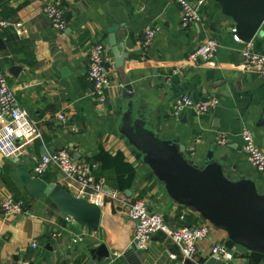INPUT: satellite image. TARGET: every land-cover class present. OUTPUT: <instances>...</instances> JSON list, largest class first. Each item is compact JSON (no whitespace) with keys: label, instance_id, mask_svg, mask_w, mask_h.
Instances as JSON below:
<instances>
[{"label":"crops","instance_id":"obj_1","mask_svg":"<svg viewBox=\"0 0 264 264\" xmlns=\"http://www.w3.org/2000/svg\"><path fill=\"white\" fill-rule=\"evenodd\" d=\"M53 2L64 11L67 26L62 31L54 29L43 13L44 6ZM199 13L196 26L182 28L176 0H0V21L22 26L21 34L13 26L0 32L4 46L0 68L17 106L38 123L41 133L22 149L16 164L0 154V203L12 196L25 211L14 218L0 212V264L21 260L29 264H129L130 258L139 264L182 261L179 248L162 233L152 237L147 250H137L134 221L123 205L109 198L100 206L101 218L94 230L66 216L49 196L31 197L17 178L16 167H24L34 177L40 157L59 149L92 165L95 179L103 180L126 203L143 200L151 211L163 215L169 227L208 224L210 237L198 245L194 262L186 264H203L214 245L225 244L227 232L175 202L143 155L120 133L121 119L129 108L133 121L143 122L159 140L183 146L195 166L203 167L212 152L227 178L251 180L264 195V179L246 162L239 136L243 128L250 130L255 145L264 152V79L246 69L241 56L244 44L234 40L235 22L221 7L209 0ZM153 28L157 32L144 47V34ZM262 28L252 40L258 53H264ZM110 35L117 54L109 45ZM208 38L219 43L215 57L172 75V69ZM96 43L107 48L110 85L104 104L96 101L87 79V53ZM127 84L133 88L131 99L120 94ZM182 95L198 103L215 98L218 105L204 115L186 109L174 117L172 106ZM58 113L65 122L56 120ZM222 137L225 145L218 143ZM39 179L47 184L54 181L56 187L74 194L55 168ZM76 238L80 241L75 242ZM103 249L107 258L100 257ZM232 253L234 264H256ZM259 264H264V258Z\"/></svg>","mask_w":264,"mask_h":264},{"label":"built area","instance_id":"obj_2","mask_svg":"<svg viewBox=\"0 0 264 264\" xmlns=\"http://www.w3.org/2000/svg\"><path fill=\"white\" fill-rule=\"evenodd\" d=\"M209 0H176L181 14L180 25L182 28L196 26L200 21L199 10ZM43 13L50 19L52 27L62 31L67 26L64 11L59 4L53 2L46 4ZM13 26L18 34L22 32L21 24H11L0 21V32ZM157 32L156 28L146 30L143 46L147 47ZM233 38L241 42L233 30ZM241 56L247 70L258 73L264 79V53H258L252 48V41L243 43ZM219 43L214 38L203 41L195 50L172 69V75H178L187 68L199 63L210 62L216 55ZM88 69L87 79L94 88V95L99 104L106 101L105 90L110 85L106 71L107 48L101 43L92 44L87 53ZM218 105V100L198 103L190 96H180L172 106V115L179 117L186 109L194 111L197 115L207 114ZM56 120L65 122L63 114L58 113ZM242 140L241 150L246 162L264 179V152L255 145L252 132L243 128L239 134ZM41 137L38 123L31 119L28 112L17 106L13 93L2 69L0 68V154L7 159L18 158L22 155V149L31 142ZM225 138L219 139V144L225 145ZM51 168H55L64 177L75 198L84 199L97 206H102L105 198H109L126 209L127 216L134 221L133 243L137 250L148 249L152 237L162 233L181 252V262L186 264L194 262L198 245L210 237L211 229L206 223L193 227H169L161 213L151 211L143 200H135L128 204L125 199L116 192H106L103 180H96L93 176V166L86 161L74 159L64 149H59L51 154L40 157L33 168V176L39 178ZM0 212L6 218H14L25 213L22 203L12 196L5 197L0 203ZM66 221L70 218L66 217ZM80 241V238H76ZM35 247V244H32ZM211 255L224 264H234V256L231 250L224 245L216 244L211 249ZM16 264H29L27 260H21ZM71 264V263H66Z\"/></svg>","mask_w":264,"mask_h":264},{"label":"water","instance_id":"obj_3","mask_svg":"<svg viewBox=\"0 0 264 264\" xmlns=\"http://www.w3.org/2000/svg\"><path fill=\"white\" fill-rule=\"evenodd\" d=\"M212 1L235 22V35L242 43L251 42L259 30L264 29V0ZM109 45L117 54L112 35ZM0 49H4L1 39ZM120 94L124 99H131L134 96L132 86H122ZM119 129L143 155L144 162L175 202L197 212L215 228L226 231L225 248L260 263L264 258V195L257 192L251 180L227 178L222 163L214 160L212 152H209L203 167L195 166L185 156L183 146L174 141H161L145 128L143 122L133 121L130 108L123 115ZM9 160L13 164L18 162V158ZM15 174L31 197L49 196L61 212L80 226L98 228L101 218L99 206L69 195L56 187L54 181L47 184L32 177L22 166L16 167ZM104 189L110 192L108 187ZM182 225L189 227L185 223ZM100 257L107 258L108 253L103 249ZM129 264L139 263L130 258ZM203 264H221V261L210 255Z\"/></svg>","mask_w":264,"mask_h":264},{"label":"trees","instance_id":"obj_4","mask_svg":"<svg viewBox=\"0 0 264 264\" xmlns=\"http://www.w3.org/2000/svg\"><path fill=\"white\" fill-rule=\"evenodd\" d=\"M106 183L109 185V187H111V183L109 182V178L106 180ZM113 188V187H112ZM114 189V188H113ZM16 199V198H15ZM17 200V199H16ZM24 207V206H23Z\"/></svg>","mask_w":264,"mask_h":264}]
</instances>
